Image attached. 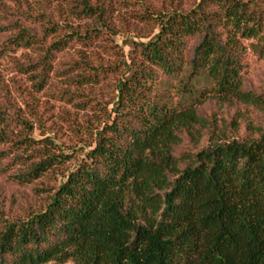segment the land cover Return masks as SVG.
Returning a JSON list of instances; mask_svg holds the SVG:
<instances>
[{"label":"trees","instance_id":"obj_1","mask_svg":"<svg viewBox=\"0 0 264 264\" xmlns=\"http://www.w3.org/2000/svg\"><path fill=\"white\" fill-rule=\"evenodd\" d=\"M2 18L0 60L30 87L0 71V174L34 188L0 199V264H264V85L244 82L247 52L264 62V0H16ZM127 30L126 56L99 46ZM157 74L181 77L182 102L150 94ZM55 76L65 103L101 97L65 126L89 141L72 167L61 128L34 139L15 101Z\"/></svg>","mask_w":264,"mask_h":264},{"label":"rangeland","instance_id":"obj_2","mask_svg":"<svg viewBox=\"0 0 264 264\" xmlns=\"http://www.w3.org/2000/svg\"><path fill=\"white\" fill-rule=\"evenodd\" d=\"M15 1L16 0H0V25H3L5 21V19L2 18L4 16V11H12L15 6ZM121 17H123V13L119 14V19ZM124 19L126 22L128 21L127 18ZM129 36L132 37L133 34L128 33V30L126 31V34L124 31H121V33H118L117 35H109L107 37V41L99 42L98 44H100L99 46L101 47L111 46L110 50L115 52L121 51L126 56L130 50L127 42L130 39ZM2 40L3 38L0 39V42ZM97 46L98 45H94L90 49L91 52L88 51L85 54L93 52L96 54L97 59L102 61L104 64L112 62L113 59L109 58V52L102 51V49H99ZM76 50H82L84 52V49H81L78 46L69 49L68 54L62 57L59 61L60 65L56 68V72L58 74H61L66 69V66L63 65V59L67 60V58L70 56L73 58V52ZM13 56L15 59L23 62V58L30 56V54L28 52L18 51L13 54ZM92 60L94 59L92 58L88 61ZM245 64V85L247 87L253 88L263 86L264 62L256 60L249 52H247L245 56ZM0 71L9 91L14 94V90L20 89L22 94L26 96L25 93L27 94L30 86L27 84L25 79L21 78V76L14 72L13 67L8 63L7 60H0ZM180 78L181 77H177L176 79H173L168 78L165 75L157 74L156 80L153 83H149L150 89H152L150 94L155 96V98L161 97L162 99H167L173 106H176V104H179L183 100L178 94ZM59 80L60 79L57 76L53 77L50 90H48L46 93H41L38 95L33 94V100L28 97L22 99L23 96L18 97V95L15 94V101L19 110H21L23 117L32 121V124L34 122V129L32 133V137L34 139H39L42 135H48L50 132H52L53 127L61 128L57 134L56 141L63 152L70 154L71 158L66 166L72 167L83 157L89 141L88 139H86V141L84 139L80 140V137L73 136L71 134V129L66 130L65 126L67 122H69L72 124L71 126L73 128H77L79 126L81 127V121L85 120L87 117L95 115L94 112H96V110L91 109V107L94 106V101L88 104L86 110H82V108L85 107L86 102H88V98L94 100L96 96V99L99 100L101 97L97 91H94L91 93V95H88L87 92H84L83 97H72L69 102L65 103V99H62L60 95L56 94L61 90ZM192 85H194V89L197 91L210 88L209 84L201 79L193 82ZM70 89L74 90L75 88L71 87ZM102 94L103 100H106L108 91L103 89ZM22 101H25L27 105L22 103ZM203 110L204 112L210 113L212 111H216V108L213 104H207ZM32 113L36 114V116L39 118L38 121L40 125L44 126L43 129L39 128L37 123H35V119L31 115ZM232 113L233 111L230 110L229 114ZM33 188V186L19 187L16 184L8 181L6 179V174H0V199L5 202H7L10 198H16L17 201H20L21 197L29 196Z\"/></svg>","mask_w":264,"mask_h":264}]
</instances>
